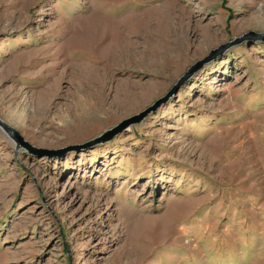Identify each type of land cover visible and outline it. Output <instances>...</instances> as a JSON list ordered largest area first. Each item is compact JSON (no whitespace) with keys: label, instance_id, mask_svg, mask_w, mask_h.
I'll use <instances>...</instances> for the list:
<instances>
[{"label":"rangeland","instance_id":"374dc122","mask_svg":"<svg viewBox=\"0 0 264 264\" xmlns=\"http://www.w3.org/2000/svg\"><path fill=\"white\" fill-rule=\"evenodd\" d=\"M172 7L198 29L155 50ZM219 47L111 139L38 155L0 125V264H264V0H0V121L37 148L85 144Z\"/></svg>","mask_w":264,"mask_h":264},{"label":"water","instance_id":"95a60500","mask_svg":"<svg viewBox=\"0 0 264 264\" xmlns=\"http://www.w3.org/2000/svg\"><path fill=\"white\" fill-rule=\"evenodd\" d=\"M251 34H253V33L249 32L243 36L236 37L232 41L227 42L225 46H233L235 44H238L241 41H243L244 39H246L247 37L252 36ZM253 35H254V37H263V34H261V33L260 34L259 33L253 34ZM225 46H223V47H225ZM221 47H219L218 49L217 48L212 49L208 53V55H206L202 59L196 60L194 63H192L187 68L185 73L182 76H180L177 79V81L175 82V84L166 92V94L157 98L156 100H154V102H152L150 105H148L144 109L140 110L139 112L132 114V115L120 120L114 126L103 131L99 136H95V138H93L92 140L85 142V144H83V143L82 144H71V145H67V146H64L61 148H57V149L37 148V147H34V146L26 143L25 141H23V139L18 134V132H16L11 127H8L3 122L0 121V125L3 126L4 128H6L7 130H9V133L15 137L18 144L20 143L25 148H27L28 150H30L33 153H37L38 155H52V154H56L59 152L66 151V150L79 148V147H82V146L89 144V143L99 142V141L106 140V139H111L112 137H114L115 135L120 133L121 131L126 130L130 125L139 123L150 112L155 111L160 105L164 104L173 93L177 92L178 88L190 77L191 73L194 72L195 70L199 69L204 63H207L208 60H210L214 56L215 53H217L219 50L222 49Z\"/></svg>","mask_w":264,"mask_h":264},{"label":"bare ground","instance_id":"6f19581e","mask_svg":"<svg viewBox=\"0 0 264 264\" xmlns=\"http://www.w3.org/2000/svg\"><path fill=\"white\" fill-rule=\"evenodd\" d=\"M174 8H176V7H172V10H170L169 13L172 16V19H173V17H175V15L177 16V18H178L177 23H175V24L173 23L172 24L170 19H168V21H166L165 19H163L164 18L163 17L162 21H158L157 22V24L161 25V27H162L161 28L162 33L160 35H158V33H157V31L160 28L155 29V28L151 27L150 23H148V24L146 23V30H147V33L149 34V36L150 35L151 36L155 35V36H153V37H155V40L153 41L154 42L153 45H154L155 50H157L159 48V41L160 40L165 41V42H167V40H168V42L170 44L171 43L173 44L174 41H176L178 38L180 39V38L184 37V35L186 33V30H188L189 28L191 30L198 29L197 26H194V28H195L194 29L193 26L190 25L192 23L191 22V18H192L191 15L186 17L187 20L184 21L185 17L182 16L183 13L180 10L175 11L176 9H174ZM149 27H150L151 30H149ZM115 29H116L115 24H111L110 22H107V21L102 23L101 27H100V36H102L103 32H107L108 34L111 35L110 43L102 49L103 50V54H105L108 57V58L106 57L107 60H109V58L114 56V55H118L119 57L120 56L124 57V55H125L124 52H125L127 46L126 45L125 46L124 45H120V43L116 42ZM85 37H86V35H85V31H84L83 33H81L77 37L76 44L83 43L85 41V39H86ZM169 40H171V41H169ZM154 54L156 56H158L159 55V51H156ZM158 57H160V56H158ZM104 77H106V76H104ZM104 80H105V78H104ZM78 104H79V106H81L82 110L89 109V107L91 105H93L92 102L89 100L88 96L85 97L84 100H79Z\"/></svg>","mask_w":264,"mask_h":264}]
</instances>
